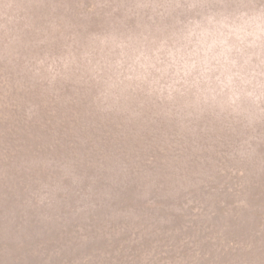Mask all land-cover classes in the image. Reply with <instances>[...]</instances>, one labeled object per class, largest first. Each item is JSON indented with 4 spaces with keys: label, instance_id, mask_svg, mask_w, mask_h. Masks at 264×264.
Here are the masks:
<instances>
[{
    "label": "rangeland",
    "instance_id": "1",
    "mask_svg": "<svg viewBox=\"0 0 264 264\" xmlns=\"http://www.w3.org/2000/svg\"><path fill=\"white\" fill-rule=\"evenodd\" d=\"M77 4L86 13L71 19L70 27L64 21L62 30L57 31L54 25L63 20L53 13L51 18L44 17L42 9H47L42 0H0V79L6 77L12 57L23 51V72L30 84L44 83L46 92L67 85L87 121L99 126L119 124L130 134L126 136L131 153L126 164L134 160L145 163L157 155L160 169H154L153 163L150 171L144 169L139 177L146 181L149 173L165 177L167 190L156 192L147 182L139 195L125 193L136 208L131 213L114 211L112 221L117 215H126V229L138 231L135 221L148 219L144 216L150 209L159 218L157 225L138 220L146 226L139 230L148 237L147 243L174 246V259L163 254L159 264H236L233 249L225 246L220 252L224 255H220L211 250V246L217 248L216 241L210 245L201 237L206 225L218 229L221 221H199L198 217L194 228L186 229L192 203L185 198L187 187L175 186V180L184 176L187 184V179L195 176L213 177L217 165L230 170L240 166L236 156L225 161L220 152L240 156L255 148L260 150L258 159L264 158V0H77ZM28 33H36L45 45L55 44L56 51L50 52L53 57L30 54L22 45ZM41 43V48L47 49ZM9 56L6 61L4 57ZM38 59L42 61L36 64ZM104 129L111 136L118 133ZM205 162L209 168L203 170ZM13 166L0 167V177L4 179ZM124 167L122 162L110 163L108 173L102 175L101 192L116 193L114 200L120 193L110 192L109 187L127 179ZM30 170L45 180L65 177L69 185L78 183L64 166L53 175H47L53 170L47 163ZM100 198L105 207L114 201L112 196V200ZM149 200L166 203L152 207ZM238 213L240 219L249 214ZM181 214L185 219L175 224L174 217ZM252 223L231 229L237 231L235 236L247 234L256 227ZM127 242L116 240L107 246L111 244L113 251L112 244L122 247ZM257 248L261 247H256L259 253L254 259L264 255ZM177 249L188 256L178 257ZM200 253L207 258L198 260Z\"/></svg>",
    "mask_w": 264,
    "mask_h": 264
},
{
    "label": "trees",
    "instance_id": "2",
    "mask_svg": "<svg viewBox=\"0 0 264 264\" xmlns=\"http://www.w3.org/2000/svg\"><path fill=\"white\" fill-rule=\"evenodd\" d=\"M42 4L47 9H42L44 17L51 18L53 13L54 17L63 20L62 24L54 25L57 31L62 30L64 21L67 20L70 27L71 19L87 11L78 7L77 0H42ZM52 5L57 7L51 10ZM28 34L22 45L30 54L36 52V58L43 54L48 58L54 54L55 44L49 42L45 45L36 33ZM39 43L47 49L43 50ZM22 52L12 57L7 64L10 68L6 77L0 79V167L14 165L4 179L0 177V264H159L163 254L166 259L172 258V244L159 246L152 241L147 243L148 237L139 230L146 227L138 221L144 218L134 223L138 231L126 229L123 224L126 215H117L118 221H112L114 211L131 213L136 208L124 196L125 193L139 195L147 182L156 192L167 190L164 180L167 182L168 179L165 177L151 176L150 173L147 181L139 177L144 169L150 171L153 163L154 169H160L157 155L147 157L145 163L134 160L126 164L131 154L126 136L130 134L119 124L99 126L87 121L83 111L75 106L78 98L69 86L51 87L46 92L44 83L30 84L26 78L28 75L23 72L26 55ZM4 59L7 61L10 56ZM38 60L36 64L42 61ZM104 128L118 133L111 136V132ZM157 151L164 157L163 152ZM164 152H168V148L165 147ZM259 152L255 148L240 156L220 152V158L225 161L236 156L240 166L230 170L217 165L213 177L195 176L187 179V184L183 183L186 180L184 176L175 180V186L187 187L185 198L192 203L188 207L192 218L185 228L193 229L194 219L198 217L196 220L199 221L203 218L221 221L222 226L218 229H210L212 225H206L200 231H204L203 234L199 232L198 235L206 237L210 245L216 241L217 248L211 246V250L220 255H224L220 252L225 246L233 249L231 255L238 257L236 264H264V255L254 259L259 253L255 251L256 247L264 251V158L258 159ZM109 162L112 165L122 162L128 176L121 183L117 181L114 188L113 185L109 187L110 192L120 193L116 200V193L104 195L100 189L102 175L108 173ZM42 163L53 169L47 175L59 174L64 166L78 179V183L69 185L65 177L56 181L45 180L38 176L37 171L30 170L31 166L40 167ZM205 168H209L208 162L204 163L203 170ZM218 168L221 169L218 171ZM136 177L139 180L133 181ZM194 185L197 190L193 191ZM56 186L59 188L57 192L54 190ZM63 188H67L65 192ZM111 196L114 201L107 207L103 206L100 197L112 200ZM165 203L156 201L153 204L149 200L152 207ZM238 210L249 214L240 219ZM148 211L149 214L144 216L148 218L144 219L148 222L146 224L157 225L159 218L150 209ZM159 211L165 212L163 208ZM183 219L184 215H177L174 223L179 224ZM248 222H253L255 229L235 236L237 231L231 228ZM115 239L128 242L122 247L118 243L112 244V251L109 249L111 244L108 247L107 243H114ZM193 240L190 237L188 243ZM186 251L177 249V256L184 259L188 256ZM200 254L198 260L207 258L206 254Z\"/></svg>",
    "mask_w": 264,
    "mask_h": 264
}]
</instances>
